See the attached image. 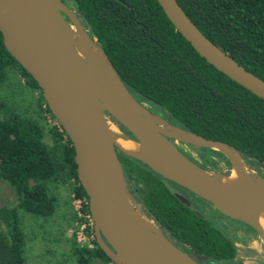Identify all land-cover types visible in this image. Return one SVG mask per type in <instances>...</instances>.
<instances>
[{
  "label": "trees",
  "instance_id": "trees-1",
  "mask_svg": "<svg viewBox=\"0 0 264 264\" xmlns=\"http://www.w3.org/2000/svg\"><path fill=\"white\" fill-rule=\"evenodd\" d=\"M64 1L137 101L173 125L231 145L264 177V100L200 57L156 0ZM177 2L210 41L264 80V0ZM199 151L202 161L195 163L203 168L228 163L220 152ZM74 155L38 84L8 52L0 33V264H26L24 214L51 217L57 191L66 184L87 197ZM117 155L126 175L140 185L141 200L175 243L199 264H234L236 247L228 233L185 207L145 164ZM75 243L73 264L111 262L95 239L92 248Z\"/></svg>",
  "mask_w": 264,
  "mask_h": 264
},
{
  "label": "water",
  "instance_id": "water-1",
  "mask_svg": "<svg viewBox=\"0 0 264 264\" xmlns=\"http://www.w3.org/2000/svg\"><path fill=\"white\" fill-rule=\"evenodd\" d=\"M168 20L192 48L228 78L264 100V80L210 41L177 0H156ZM0 33L8 52L38 84L51 114L74 148L79 183L88 197L94 237L113 264H199L170 241L144 204L132 194L117 152L134 158L163 179L208 202L221 214L264 235V177L229 144L169 123L137 101L125 86L99 42L64 0H0ZM77 37L81 46L74 44ZM97 48L104 61L94 58ZM108 123L141 151L121 148ZM130 133L127 134L124 130ZM172 140L225 156L229 172L203 168L186 157ZM237 155L249 172L234 161ZM232 170L240 181L222 185ZM186 207L183 195L169 189ZM137 211L154 223L144 225Z\"/></svg>",
  "mask_w": 264,
  "mask_h": 264
},
{
  "label": "rangeland",
  "instance_id": "rangeland-1",
  "mask_svg": "<svg viewBox=\"0 0 264 264\" xmlns=\"http://www.w3.org/2000/svg\"><path fill=\"white\" fill-rule=\"evenodd\" d=\"M45 139L50 141L47 134ZM192 153L194 155L192 157L197 159L196 153ZM212 169L229 172L230 166L224 161H218ZM72 188L73 185L66 184L58 189V207L51 217L43 219L27 213L22 216V226L27 239L25 245L26 264H73L72 244L76 241L79 220L73 211V194L75 192ZM191 199L195 202L198 199L203 201L198 196H192ZM212 209L215 210L213 207ZM230 221L243 224L233 219ZM230 221L228 224H233ZM75 244L80 246L77 241ZM242 259L249 262L247 256Z\"/></svg>",
  "mask_w": 264,
  "mask_h": 264
},
{
  "label": "flooded vegetation",
  "instance_id": "flooded-vegetation-1",
  "mask_svg": "<svg viewBox=\"0 0 264 264\" xmlns=\"http://www.w3.org/2000/svg\"><path fill=\"white\" fill-rule=\"evenodd\" d=\"M171 141L173 143H175L176 146L178 147V149L186 157H188L190 160H192L194 162L195 161H202V159L200 158V153H201L199 151L200 149L189 146V145H187L183 142H180V141L175 142L172 139H171ZM192 152L196 153L197 159H194L192 157V156H194ZM212 157L215 158L214 155ZM123 171H124V169H123ZM128 173L130 174L129 170H128ZM124 174L126 176V180L128 182V186H129L132 194L134 195V197L138 201L143 203V201L140 198V192L137 190L138 188H140L139 187L140 185L137 184L131 177L129 178L125 172H124ZM164 182H165L166 186L168 187V189L174 190L176 193H179V194H181L187 198V200L189 201V203L192 206V209L189 208L190 210L194 211L198 215H201L203 217H206L209 220H212L213 222H215V224L218 227L222 228V230H224L226 233H228L234 239V245L236 247V254H235V257L233 260L234 264H264V235L258 233L253 228H251L250 226H248L247 224H245L243 222L235 220L237 222L243 223V224H239V223L230 221V220H232L231 218L221 214L217 210H213L212 206H210L209 203L205 202L204 200L200 201L198 199V201L195 202L193 199H191V197L192 196L194 197L196 195L193 194L192 192H190L189 190H187V189H185V188H183L177 184H174L168 180H165ZM144 206L147 208V206L145 204H144ZM153 218H154V216H153ZM229 221L232 222L233 224L229 225L228 224ZM157 225H158V223H157ZM158 227H159V225H158ZM159 229L170 241L175 243V240L166 231H164L160 227H159ZM175 244L178 247H180L177 243H175ZM180 248L183 249L182 247H180ZM244 256L249 257V262L242 259Z\"/></svg>",
  "mask_w": 264,
  "mask_h": 264
},
{
  "label": "bare ground",
  "instance_id": "bare-ground-1",
  "mask_svg": "<svg viewBox=\"0 0 264 264\" xmlns=\"http://www.w3.org/2000/svg\"><path fill=\"white\" fill-rule=\"evenodd\" d=\"M72 40H73L74 44H76L78 47L81 46V41L77 37H73ZM90 53L94 58H96L98 60H102V61L105 60L97 48H91ZM108 128H109L110 133L114 137L115 141L121 146V148H123L124 150H126L127 152H129L131 154H139L140 153L141 148H140V145L138 143H135L133 141H130V140L124 138L118 132V130L113 126V124L108 123ZM234 161L236 163H238L244 171L249 172L248 168H246V166L242 163V161L238 158L237 155L234 156ZM239 181H240V175L238 174V172L236 170H232L230 175L227 178H224L221 181V183H222V185L232 189L233 186H235ZM137 214L139 216L140 221L144 225L151 227V228H154V223L151 220H148L145 216L141 215L139 213V211H137ZM260 224L262 225V227L264 229V212H262L260 215Z\"/></svg>",
  "mask_w": 264,
  "mask_h": 264
},
{
  "label": "built area",
  "instance_id": "built-area-1",
  "mask_svg": "<svg viewBox=\"0 0 264 264\" xmlns=\"http://www.w3.org/2000/svg\"><path fill=\"white\" fill-rule=\"evenodd\" d=\"M73 211L79 220L76 230V241L82 247L92 248L94 240V221L89 212L86 209L88 205V198L85 196L73 194Z\"/></svg>",
  "mask_w": 264,
  "mask_h": 264
}]
</instances>
